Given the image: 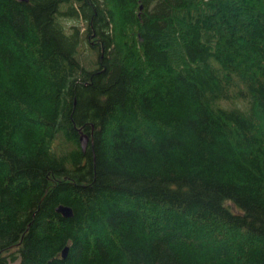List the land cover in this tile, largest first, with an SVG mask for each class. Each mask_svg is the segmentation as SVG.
Wrapping results in <instances>:
<instances>
[{
	"label": "trees",
	"instance_id": "16d2710c",
	"mask_svg": "<svg viewBox=\"0 0 264 264\" xmlns=\"http://www.w3.org/2000/svg\"><path fill=\"white\" fill-rule=\"evenodd\" d=\"M11 263L264 264V0H0Z\"/></svg>",
	"mask_w": 264,
	"mask_h": 264
},
{
	"label": "water",
	"instance_id": "95a60500",
	"mask_svg": "<svg viewBox=\"0 0 264 264\" xmlns=\"http://www.w3.org/2000/svg\"><path fill=\"white\" fill-rule=\"evenodd\" d=\"M17 1L28 3L30 0H17ZM80 141H81L82 148L85 151L87 148V144H88V137L85 135H82L80 137ZM56 211L62 216H64L65 218L73 217V209L71 207H68L65 205H59L56 208ZM68 252H69V247H65V249L62 252V255L64 258L67 257Z\"/></svg>",
	"mask_w": 264,
	"mask_h": 264
},
{
	"label": "rangeland",
	"instance_id": "374dc122",
	"mask_svg": "<svg viewBox=\"0 0 264 264\" xmlns=\"http://www.w3.org/2000/svg\"><path fill=\"white\" fill-rule=\"evenodd\" d=\"M11 264H17V263H11Z\"/></svg>",
	"mask_w": 264,
	"mask_h": 264
}]
</instances>
